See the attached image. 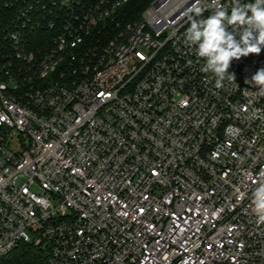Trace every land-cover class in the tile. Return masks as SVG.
<instances>
[{
    "label": "built area",
    "instance_id": "built-area-1",
    "mask_svg": "<svg viewBox=\"0 0 264 264\" xmlns=\"http://www.w3.org/2000/svg\"><path fill=\"white\" fill-rule=\"evenodd\" d=\"M134 1L0 0V259L264 264V49L216 89L196 0Z\"/></svg>",
    "mask_w": 264,
    "mask_h": 264
},
{
    "label": "clouds",
    "instance_id": "clouds-1",
    "mask_svg": "<svg viewBox=\"0 0 264 264\" xmlns=\"http://www.w3.org/2000/svg\"><path fill=\"white\" fill-rule=\"evenodd\" d=\"M204 9L199 0L187 9L185 15L189 27L184 42L195 49L198 59L204 61L201 71L210 74L216 89L225 87L224 82L235 83V74L229 72L233 60L250 54L259 55L264 49V0L242 3L231 0L229 7L216 3L211 15L203 16ZM264 95V68L251 77ZM228 132L238 133L229 126ZM252 212L257 224H264V182H260L252 193Z\"/></svg>",
    "mask_w": 264,
    "mask_h": 264
},
{
    "label": "trees",
    "instance_id": "trees-1",
    "mask_svg": "<svg viewBox=\"0 0 264 264\" xmlns=\"http://www.w3.org/2000/svg\"><path fill=\"white\" fill-rule=\"evenodd\" d=\"M148 3V0H136L135 6L140 8ZM0 264H42V260L30 243H22L5 257L0 259Z\"/></svg>",
    "mask_w": 264,
    "mask_h": 264
}]
</instances>
